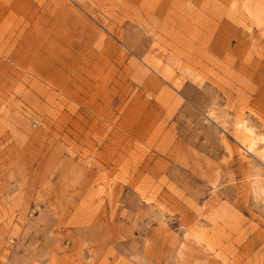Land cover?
<instances>
[{
    "label": "rangeland",
    "instance_id": "374dc122",
    "mask_svg": "<svg viewBox=\"0 0 264 264\" xmlns=\"http://www.w3.org/2000/svg\"><path fill=\"white\" fill-rule=\"evenodd\" d=\"M263 150L264 0H0V264H264Z\"/></svg>",
    "mask_w": 264,
    "mask_h": 264
},
{
    "label": "bare ground",
    "instance_id": "6f19581e",
    "mask_svg": "<svg viewBox=\"0 0 264 264\" xmlns=\"http://www.w3.org/2000/svg\"><path fill=\"white\" fill-rule=\"evenodd\" d=\"M241 136H242L241 144L244 147V149H246V151L248 152H254V147H255L254 139L256 138L255 135L253 136L249 128L247 129V127L243 126V133ZM253 137L255 138L253 139ZM259 157L262 159L264 163V150L259 152Z\"/></svg>",
    "mask_w": 264,
    "mask_h": 264
}]
</instances>
